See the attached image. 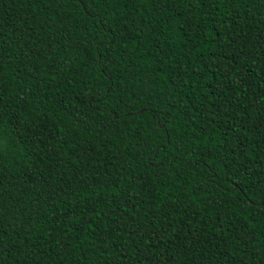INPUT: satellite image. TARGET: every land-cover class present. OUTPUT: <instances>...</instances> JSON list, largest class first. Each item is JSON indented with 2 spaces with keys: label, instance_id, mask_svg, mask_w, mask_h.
Wrapping results in <instances>:
<instances>
[{
  "label": "trees",
  "instance_id": "trees-1",
  "mask_svg": "<svg viewBox=\"0 0 264 264\" xmlns=\"http://www.w3.org/2000/svg\"><path fill=\"white\" fill-rule=\"evenodd\" d=\"M0 264H264V0H0Z\"/></svg>",
  "mask_w": 264,
  "mask_h": 264
}]
</instances>
